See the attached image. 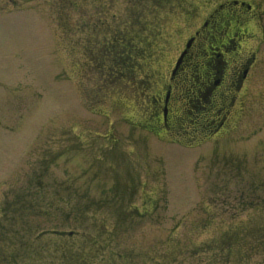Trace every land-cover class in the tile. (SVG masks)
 <instances>
[{"label":"rangeland","instance_id":"374dc122","mask_svg":"<svg viewBox=\"0 0 264 264\" xmlns=\"http://www.w3.org/2000/svg\"><path fill=\"white\" fill-rule=\"evenodd\" d=\"M221 1L0 0V246L39 245L46 231L58 245L95 237L99 264H264V77L249 82L251 114L226 138L159 140L134 107L164 93ZM247 1L264 27V0ZM119 25L143 35L139 57L154 54L133 64L136 91L103 79L83 48L121 39ZM257 52L264 67V36Z\"/></svg>","mask_w":264,"mask_h":264},{"label":"flooded vegetation","instance_id":"af4514ba","mask_svg":"<svg viewBox=\"0 0 264 264\" xmlns=\"http://www.w3.org/2000/svg\"><path fill=\"white\" fill-rule=\"evenodd\" d=\"M245 1L213 3L200 21L180 71L166 79L164 93L148 99L155 134L197 144L226 138L247 121L254 97L249 82L262 85L264 77L257 54L264 27L262 8Z\"/></svg>","mask_w":264,"mask_h":264},{"label":"trees","instance_id":"16d2710c","mask_svg":"<svg viewBox=\"0 0 264 264\" xmlns=\"http://www.w3.org/2000/svg\"><path fill=\"white\" fill-rule=\"evenodd\" d=\"M127 3L130 0H126ZM140 2V0H139ZM139 19H134V22H136ZM133 22V21H132ZM131 23V21H130ZM119 33L121 34V39L125 41L124 45L122 44L121 50H120V59L117 61L116 66L113 64V69L110 67L109 69L103 68L104 75L109 78H113V73L115 71L117 74H115V77L118 75L119 77H123L126 74L131 72L130 68V60L131 58V50L132 52L134 51L135 53L141 52V45L137 44V39H139L141 36L139 34H130L129 31L127 32L128 35L125 33L120 28V25L118 26ZM142 30V29H141ZM147 30H145L146 32ZM142 33V31H141ZM126 35V36H124ZM108 36L110 34L108 33ZM115 36H117L115 34ZM120 36L118 35L117 38ZM106 38V36H104ZM112 39L107 40L106 43H100L99 46H96L98 50H102V48H109V50H105L109 56H107L111 61H113V45L111 43ZM130 45L133 47L131 48ZM134 45V46H133ZM139 46V47H137ZM96 47L93 46L91 49L95 50L96 52ZM89 48V47H88ZM105 56V55H104ZM103 58V57H102ZM132 61V60H131ZM105 59H102L103 66L104 65ZM41 233L38 234L36 238V242L39 243V245H34L35 243L31 244L28 248L20 246V242H17V238H9L4 240V244L0 246V264H35L33 261V258H31L29 261L26 258V254H30L32 256H35L38 258V263L37 264H99L100 261L104 260H97L96 257H92L94 253H92L89 250L90 243L95 245L97 244V241L95 240V237L92 239V237L84 236L81 237L79 234L77 235V238L81 239L80 244H75L73 241L71 243H66L64 242L63 245H58L55 242H50L47 238L49 236L47 235L48 233L46 231H40ZM57 232H61L59 230H54L52 234H56ZM57 235V234H56ZM59 236H62L58 234ZM40 236V237H39ZM47 237V238H46ZM81 237V238H80ZM46 238V239H45ZM63 240H65V237H62ZM97 239V238H96ZM68 240V239H67ZM17 242V243H16ZM37 243V244H38ZM17 244L21 247V249L17 248ZM231 244V243H229ZM102 247V246H100ZM231 248V247H227ZM20 250L25 252H21ZM27 250V251H26ZM231 251V249H230ZM52 253V255H49V253ZM45 253V254H44ZM31 257V256H29ZM229 259V258H228ZM230 260V259H229ZM231 261V260H230ZM230 264V262H229Z\"/></svg>","mask_w":264,"mask_h":264},{"label":"water","instance_id":"95a60500","mask_svg":"<svg viewBox=\"0 0 264 264\" xmlns=\"http://www.w3.org/2000/svg\"><path fill=\"white\" fill-rule=\"evenodd\" d=\"M191 42H192V41H190V42L188 43V45H187V49L190 47ZM186 53H187V50L182 54L181 58L179 59V61H178V63H177V67H176V68L179 67V65L181 64L182 59H183V57L186 55Z\"/></svg>","mask_w":264,"mask_h":264}]
</instances>
